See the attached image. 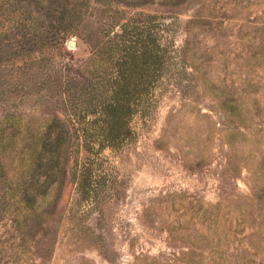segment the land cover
Returning a JSON list of instances; mask_svg holds the SVG:
<instances>
[{"label": "rangeland", "instance_id": "1", "mask_svg": "<svg viewBox=\"0 0 264 264\" xmlns=\"http://www.w3.org/2000/svg\"><path fill=\"white\" fill-rule=\"evenodd\" d=\"M66 1L0 0L3 172L25 170L8 121L27 141L54 119L66 145L22 235L0 221V264H264V0Z\"/></svg>", "mask_w": 264, "mask_h": 264}, {"label": "trees", "instance_id": "2", "mask_svg": "<svg viewBox=\"0 0 264 264\" xmlns=\"http://www.w3.org/2000/svg\"><path fill=\"white\" fill-rule=\"evenodd\" d=\"M24 1V0H23ZM50 8L48 11L53 12H66V0H48ZM54 11H53V10ZM60 19H63L62 16ZM55 28V26H52ZM63 28L56 27L55 32H51V35H46L44 38L30 39L31 45H42L46 40L55 41L54 47L59 49L61 47L64 38ZM30 47V44L27 42ZM95 47L97 54L103 58L104 44H101L100 39L95 40ZM107 53H111L107 50ZM154 59L155 65H157L158 58L156 54L150 53ZM149 54L145 52L132 53L128 57L129 67L128 73L125 69L120 73H117L122 84L121 88H126L129 78L135 74V69L143 65V60L148 58ZM143 77L140 76L139 81H142ZM130 108L124 104H109L106 105L102 112H104L107 120L109 121L110 131H114L115 136H124L127 115L130 112ZM59 123H56L54 119L50 120L43 127L39 136L31 137L30 140H23L22 138H15L21 135L18 122L8 121L7 126L4 128V132L7 134L6 143L7 147L16 141H21L19 151V158L23 161L25 170L20 174V178L16 179L13 183L6 177L3 172V167L0 164V221L7 220L9 228L16 235L21 236L24 229H26L33 221L34 217L38 215V211L43 204V200L52 192L56 184H62V178L58 176L60 173L59 167L61 164V158L63 150L65 151V139L63 130L59 127ZM15 140V141H14ZM14 141V142H13ZM5 251L2 243L0 244V261L5 259Z\"/></svg>", "mask_w": 264, "mask_h": 264}, {"label": "water", "instance_id": "3", "mask_svg": "<svg viewBox=\"0 0 264 264\" xmlns=\"http://www.w3.org/2000/svg\"><path fill=\"white\" fill-rule=\"evenodd\" d=\"M68 46H70V47H74V41H69V42H68Z\"/></svg>", "mask_w": 264, "mask_h": 264}]
</instances>
